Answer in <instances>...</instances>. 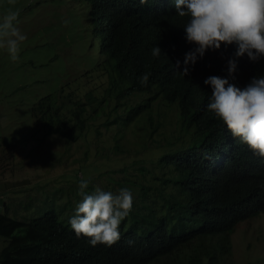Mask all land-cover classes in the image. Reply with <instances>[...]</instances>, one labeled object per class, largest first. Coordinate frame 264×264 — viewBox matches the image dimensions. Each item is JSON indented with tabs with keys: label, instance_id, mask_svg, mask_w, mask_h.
Instances as JSON below:
<instances>
[{
	"label": "trees",
	"instance_id": "obj_1",
	"mask_svg": "<svg viewBox=\"0 0 264 264\" xmlns=\"http://www.w3.org/2000/svg\"><path fill=\"white\" fill-rule=\"evenodd\" d=\"M77 1L88 4L89 50L106 81L97 74L38 98L31 106L32 137L74 142L103 118L105 126H116L114 151L129 152L138 143L125 139L120 128L137 124L143 140L152 138L164 125L159 117L166 107L175 115V128L165 138L169 149L153 161L161 174L151 175V184L129 181L136 186L132 209L111 246H90L68 226L81 179L43 189L64 197L40 215L11 216L3 203L0 264H229L236 225L264 212V157L234 138L207 108L211 88L203 81L218 75L242 87L264 74V58H236L235 46L222 43L183 75L175 62L193 45L182 28L188 16L175 13L173 0ZM154 45L162 50L159 57L151 55ZM229 58L236 59L232 76ZM143 73H149L146 85L138 80Z\"/></svg>",
	"mask_w": 264,
	"mask_h": 264
},
{
	"label": "rangeland",
	"instance_id": "obj_2",
	"mask_svg": "<svg viewBox=\"0 0 264 264\" xmlns=\"http://www.w3.org/2000/svg\"><path fill=\"white\" fill-rule=\"evenodd\" d=\"M10 8L18 12L15 24L26 39L16 61L0 48V211L4 203L11 216L41 214L55 206V198L59 203L64 197L42 190L76 178L87 177L92 187L104 190L126 186L133 195L136 186L129 181L151 184V175L161 174L153 161L169 149L165 138L175 128V115L166 107L160 108L164 125L152 138L143 140L137 124L120 128L125 139L138 143L129 152L114 151L116 126H105L103 118L74 142L57 136L39 142L32 137L31 106L38 98L99 74L89 50L93 22L85 1L0 0V15ZM98 79L106 81L104 72ZM28 199L32 203L24 209ZM231 242L229 264H264V212L239 222ZM4 245L0 237V251Z\"/></svg>",
	"mask_w": 264,
	"mask_h": 264
},
{
	"label": "clouds",
	"instance_id": "obj_3",
	"mask_svg": "<svg viewBox=\"0 0 264 264\" xmlns=\"http://www.w3.org/2000/svg\"><path fill=\"white\" fill-rule=\"evenodd\" d=\"M173 5L177 15L188 16L182 28L185 42L193 45L184 53L182 62H175L183 75L207 50H218L222 43L225 47L235 46L236 58L245 54L253 62L264 58V0H173ZM17 16L18 12L11 8L0 15V48L12 61L19 59L20 43L26 39L15 24ZM150 52L153 57L162 54L158 45ZM235 69L236 59L229 58V76ZM148 79L149 73L138 77L141 85H146ZM203 83L211 88L207 108L234 138L264 157V74L254 75L242 87L218 75L207 76ZM89 183L88 179L78 182L80 199L68 217V226L77 238L86 237L90 246H111L121 238L119 226L132 209V191L126 186L117 191L99 186L88 190Z\"/></svg>",
	"mask_w": 264,
	"mask_h": 264
},
{
	"label": "bare ground",
	"instance_id": "obj_4",
	"mask_svg": "<svg viewBox=\"0 0 264 264\" xmlns=\"http://www.w3.org/2000/svg\"><path fill=\"white\" fill-rule=\"evenodd\" d=\"M208 75V74H207ZM256 175V174H255ZM264 175V174H263ZM212 249V248H211Z\"/></svg>",
	"mask_w": 264,
	"mask_h": 264
}]
</instances>
